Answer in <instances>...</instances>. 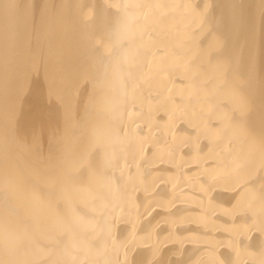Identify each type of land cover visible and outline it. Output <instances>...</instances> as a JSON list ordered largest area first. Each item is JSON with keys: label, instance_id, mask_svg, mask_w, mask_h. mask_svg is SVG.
Listing matches in <instances>:
<instances>
[{"label": "bare ground", "instance_id": "1", "mask_svg": "<svg viewBox=\"0 0 264 264\" xmlns=\"http://www.w3.org/2000/svg\"><path fill=\"white\" fill-rule=\"evenodd\" d=\"M0 264H264V0H0Z\"/></svg>", "mask_w": 264, "mask_h": 264}]
</instances>
